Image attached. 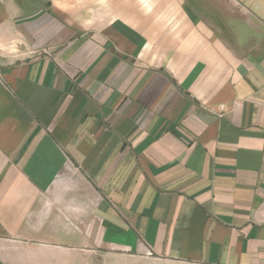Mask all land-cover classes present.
I'll use <instances>...</instances> for the list:
<instances>
[{
	"label": "crops",
	"instance_id": "1",
	"mask_svg": "<svg viewBox=\"0 0 264 264\" xmlns=\"http://www.w3.org/2000/svg\"><path fill=\"white\" fill-rule=\"evenodd\" d=\"M0 264H264V0H0Z\"/></svg>",
	"mask_w": 264,
	"mask_h": 264
},
{
	"label": "rangeland",
	"instance_id": "2",
	"mask_svg": "<svg viewBox=\"0 0 264 264\" xmlns=\"http://www.w3.org/2000/svg\"><path fill=\"white\" fill-rule=\"evenodd\" d=\"M204 3L206 5L208 4H215V0H203ZM217 4V3H216ZM89 226H90V230L92 231L93 230V221L91 219H89ZM64 223H67L69 225H72L74 227L75 230H79V228L81 227L82 224H85L86 223V220H81V219H64Z\"/></svg>",
	"mask_w": 264,
	"mask_h": 264
}]
</instances>
